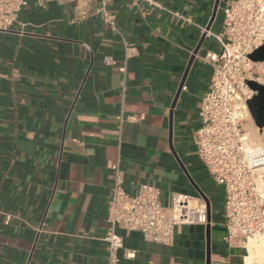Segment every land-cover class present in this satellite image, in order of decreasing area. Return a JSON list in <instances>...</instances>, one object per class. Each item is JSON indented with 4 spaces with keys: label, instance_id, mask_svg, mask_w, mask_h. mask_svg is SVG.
Instances as JSON below:
<instances>
[{
    "label": "crops",
    "instance_id": "1",
    "mask_svg": "<svg viewBox=\"0 0 264 264\" xmlns=\"http://www.w3.org/2000/svg\"><path fill=\"white\" fill-rule=\"evenodd\" d=\"M216 2L27 0L0 31V264H108L115 162L131 194L151 184L164 206L180 192L210 207L209 223L179 226L172 245L118 229L119 264L243 263L193 143L218 49L208 34L198 46L211 22L221 29Z\"/></svg>",
    "mask_w": 264,
    "mask_h": 264
},
{
    "label": "built area",
    "instance_id": "2",
    "mask_svg": "<svg viewBox=\"0 0 264 264\" xmlns=\"http://www.w3.org/2000/svg\"><path fill=\"white\" fill-rule=\"evenodd\" d=\"M25 5L27 0H0V31L12 27ZM98 12L106 24L117 28L116 17L105 3ZM206 32L218 49L206 54L213 74L202 98L193 143L207 172L223 188L221 224L227 244L246 250L242 264H264V141L254 144L250 139L248 123L256 124L248 101L256 92L247 84L248 80L264 83V74L256 77L258 65L264 62L249 58L264 44V0H226L220 31ZM105 63L115 65L116 61L107 56ZM109 169L111 195L103 238L108 243V264H119L124 249L118 229L138 231L147 241L172 245L179 226L209 223L203 198L174 192L164 206L160 190L151 184L140 185L134 194L128 192L120 162ZM131 255L126 252L127 257Z\"/></svg>",
    "mask_w": 264,
    "mask_h": 264
},
{
    "label": "water",
    "instance_id": "3",
    "mask_svg": "<svg viewBox=\"0 0 264 264\" xmlns=\"http://www.w3.org/2000/svg\"><path fill=\"white\" fill-rule=\"evenodd\" d=\"M219 0L216 2L215 6V12L213 14V19L216 16V11L218 8ZM212 22L209 24V26L206 28V31L210 30ZM207 32L203 34L202 40L198 47L202 44L203 40L206 37ZM198 49V48H197ZM249 58L254 62H264V44L255 49L250 55ZM185 79V78H184ZM185 81V80H184ZM184 81L181 83V87L184 84ZM247 84L249 87L256 92V94L252 97L251 100L248 101V106L250 108V111L252 113L254 122L256 126H258L260 129H264V83H260L256 80H248ZM209 209V219H210V207L208 204Z\"/></svg>",
    "mask_w": 264,
    "mask_h": 264
},
{
    "label": "rangeland",
    "instance_id": "4",
    "mask_svg": "<svg viewBox=\"0 0 264 264\" xmlns=\"http://www.w3.org/2000/svg\"><path fill=\"white\" fill-rule=\"evenodd\" d=\"M257 72L258 73H257L256 77H260L261 74L262 75L264 74V63L258 65ZM261 78L263 79V77H261ZM258 131L260 132V134H262L264 136V132L262 130H258ZM256 141H257V143H255V144H259L260 143V142H258L257 138H256ZM220 189H221V193L223 195V188L220 187ZM214 209H215V211H219V212L223 213V201L219 200L217 202V204L214 206Z\"/></svg>",
    "mask_w": 264,
    "mask_h": 264
},
{
    "label": "bare ground",
    "instance_id": "5",
    "mask_svg": "<svg viewBox=\"0 0 264 264\" xmlns=\"http://www.w3.org/2000/svg\"><path fill=\"white\" fill-rule=\"evenodd\" d=\"M248 126L250 128V139L253 141V143H257L256 138L258 139L259 144H261L264 141V136L260 134L258 131V128L254 125V123L249 122Z\"/></svg>",
    "mask_w": 264,
    "mask_h": 264
}]
</instances>
